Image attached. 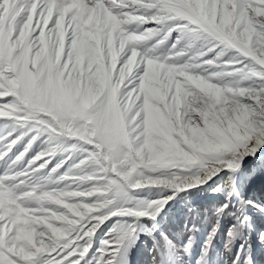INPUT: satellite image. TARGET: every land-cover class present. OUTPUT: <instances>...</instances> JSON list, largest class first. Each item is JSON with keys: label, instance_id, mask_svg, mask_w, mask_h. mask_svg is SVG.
I'll return each instance as SVG.
<instances>
[{"label": "snow or ice", "instance_id": "1", "mask_svg": "<svg viewBox=\"0 0 264 264\" xmlns=\"http://www.w3.org/2000/svg\"><path fill=\"white\" fill-rule=\"evenodd\" d=\"M259 174L264 0H0V264H125L192 189L224 194L205 254L225 217L230 250Z\"/></svg>", "mask_w": 264, "mask_h": 264}, {"label": "rangeland", "instance_id": "2", "mask_svg": "<svg viewBox=\"0 0 264 264\" xmlns=\"http://www.w3.org/2000/svg\"><path fill=\"white\" fill-rule=\"evenodd\" d=\"M59 158L60 157H57V159ZM209 183H211V181ZM249 183L250 181H247L241 187V194L244 196L256 195V193L249 194L247 192L250 185ZM202 187L207 189V185H203ZM163 190V186H153L148 190L140 192L139 197L141 199H156ZM217 198L223 199L224 194L213 193L211 190L203 191L198 189H192L190 192L181 193L180 196H177L175 201H170L168 206H166L161 213V217L159 218L161 220L160 231H157V228L151 234L146 232L141 233L139 240L127 251L125 264H160V262L162 264H172V258L167 249L166 252H164L163 245L165 244V247L166 245L173 247V243L169 244L162 238V229H168L171 237H175L177 240L179 245L178 252L180 253H177L179 254V258H177L179 261H177L176 264H207L212 256L211 253L214 248L221 246L220 248L229 250V248L225 246L228 241L226 238L228 239V229L231 228L234 221L230 217H225L221 221L220 230L217 231L211 241V246L207 248L205 254L206 242L215 226L213 223L207 222V218L211 216L212 209L216 207ZM189 208L199 210L198 214L190 213L188 211ZM226 219H229L227 223ZM256 220H262L264 222V215H254L252 229H246L243 236L238 237L234 241L229 250L230 255L227 253V250L225 251L226 255H229L228 257L231 256L230 264H232L237 251L240 252L241 249H243V254L240 257V264H245V260L249 255L252 258V264H264V255H260V251L264 254V243H261L259 240V233L264 232V230L262 226L256 223ZM114 221L119 222V219L116 217L109 219L97 231L95 234L93 251L100 248L102 246L101 242L108 238L106 233L115 227ZM200 222L201 225L204 226L202 228V233L197 229V225H199ZM143 223L151 226L150 221L145 220ZM193 225L195 226L194 229ZM57 226H59L58 222ZM182 227L185 228L182 233L183 235H179V229ZM225 234L227 235L226 238ZM189 238H191L190 244ZM243 242H246V245L239 246ZM249 245L251 246L250 248ZM180 249L182 251H180ZM256 250L258 260L254 263L253 256ZM138 254L140 255V260L137 258Z\"/></svg>", "mask_w": 264, "mask_h": 264}, {"label": "trees", "instance_id": "3", "mask_svg": "<svg viewBox=\"0 0 264 264\" xmlns=\"http://www.w3.org/2000/svg\"><path fill=\"white\" fill-rule=\"evenodd\" d=\"M250 185H249V187H248V193L249 194H252V193H258V191L260 190V189H264V174H259V175H256L255 176V178L254 179H251L250 180V183H249ZM229 221V219L227 220L226 219V223ZM257 221V220H256ZM258 224L259 225H264V223L263 222H258ZM199 225H201V222L199 223ZM184 229L185 228H180L179 229V232H178V234H181V235H183L182 233H183V231H184ZM167 232H168V234H169V236L171 237V235H170V233H169V230L168 229H165ZM164 230V231H165ZM166 232V233H167ZM185 237H187V236H185ZM173 237H171V239H172ZM139 257H140V255L138 254L137 255V258H138V260H140L139 259Z\"/></svg>", "mask_w": 264, "mask_h": 264}]
</instances>
